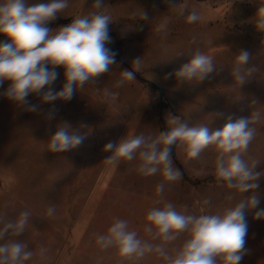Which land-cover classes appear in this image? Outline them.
<instances>
[{"label":"rangeland","instance_id":"1","mask_svg":"<svg viewBox=\"0 0 264 264\" xmlns=\"http://www.w3.org/2000/svg\"><path fill=\"white\" fill-rule=\"evenodd\" d=\"M28 4L48 0H27ZM264 0H69V7L47 27L56 30L77 16L102 11L112 19L108 23L110 42L116 64L78 91L68 101L42 103L37 94L27 100L38 105L27 111L2 93L0 87V215L15 218L21 211L31 212L30 224L18 239L38 253L48 247L47 259L38 255L26 264H166L156 254L141 260H125L113 249L101 250L95 243L116 218L127 220L129 228L150 241L144 231L149 209L161 207L156 186L162 176L145 177L136 171L138 159L121 161L112 168L103 161L111 152L103 151L109 143L126 135H155L167 130L169 116L189 119L191 124L207 123L219 128L227 116L249 117L259 111L261 119L252 125L256 136L245 159L259 161L254 171L264 172V33L258 32L251 18ZM187 4L202 19L187 24L177 16L173 4ZM142 13L147 19H141ZM167 22V34L157 33L160 23ZM6 37L0 34V42ZM196 50L214 58L215 71L202 82L178 83L174 73L188 62ZM250 54L245 70L254 68L246 82L234 87L231 74L235 56ZM136 80L115 87L120 71L133 69ZM51 68V66H49ZM51 86L60 91L65 82L63 66ZM115 93L105 97V91ZM255 102V103H254ZM51 114V118L49 117ZM164 120V124H162ZM60 123L89 132L83 144L64 153L47 150L48 139ZM175 167L183 173L177 182L166 183L163 201L173 203L179 211L215 214L234 205L240 194L218 184L215 177L216 152L206 149L199 158L190 159L181 147H175ZM260 203L246 211L248 224L245 255L239 264H264V219H254L264 208V175L258 181ZM251 193H245L250 195ZM234 195L233 200L226 197ZM208 200L205 205L203 202ZM49 206L55 215L47 216ZM185 239L183 235L167 245L171 252ZM5 241H0L3 243ZM157 243L158 241H151Z\"/></svg>","mask_w":264,"mask_h":264},{"label":"clouds","instance_id":"2","mask_svg":"<svg viewBox=\"0 0 264 264\" xmlns=\"http://www.w3.org/2000/svg\"><path fill=\"white\" fill-rule=\"evenodd\" d=\"M69 7V0H48L45 3L28 4L27 0H0V34L6 37L0 42V87L8 81L2 95L17 105L26 106L27 111H37L39 106L31 104L27 97L37 94L42 103L57 100L68 101L74 93L94 78L109 73L116 64L115 55L106 46L111 38L108 23L112 19L102 11L92 12L73 18L72 22L52 30L48 22L57 18L58 13ZM96 9L102 8V0H95ZM177 16L187 24L202 19L195 9L189 11L187 4L176 3ZM141 19H147L142 13ZM255 29L264 33V2L251 18ZM157 33L167 34V22L160 23ZM250 60L247 51L235 56L231 74L234 87H240L252 75L254 68L245 70ZM136 70L120 71L115 87L136 80L135 72L140 59L134 64ZM51 66V68L49 67ZM57 66L64 68V84L60 91L51 86L58 77ZM214 58L196 50L188 62L174 73L178 83L202 82L215 71ZM115 93L105 91V97L114 98ZM255 103V102H254ZM51 118V114L49 117ZM261 119L259 111L247 118H233L229 115L219 128L213 129L207 123L191 124L189 119L169 116L167 130L155 135H126L118 142L107 143L103 151L111 152L104 163L112 168L121 161L137 160L136 171L145 176L159 173L162 180L156 186V194L161 197L154 201L161 207H153L145 216L144 231L150 241L139 237L138 232L129 228V222L116 218L106 233L99 234L95 243L101 250L113 249L125 260H141L149 254H156L166 264H239L245 255L248 230L246 211L257 209L260 203L259 179L264 172L254 171L259 161L245 159L248 148L256 136L252 126ZM80 125L60 123L50 136L47 150L51 153H64L83 144L89 132ZM181 147L190 159H197L209 148L216 152L215 177L223 187L240 194L241 198L232 206L215 214H194L179 211L171 202L163 201L166 183L177 182L183 178L182 171L175 167L172 149ZM245 193H251L245 195ZM233 200L234 195L226 197ZM205 205L208 200L203 202ZM31 212L21 211L15 218L0 215V264H26L34 255L47 259L48 247H41L38 253L29 250L28 245L18 239L30 224ZM46 215H55V207L49 206ZM254 219H264V208H259ZM183 235L185 239L173 251L167 245ZM151 241H158L153 243Z\"/></svg>","mask_w":264,"mask_h":264},{"label":"trees","instance_id":"3","mask_svg":"<svg viewBox=\"0 0 264 264\" xmlns=\"http://www.w3.org/2000/svg\"><path fill=\"white\" fill-rule=\"evenodd\" d=\"M162 124H164V120H162ZM162 130H166V129L162 126ZM172 156H173V160L176 162V164L179 165L180 169L183 171V167L176 160L175 147L172 149Z\"/></svg>","mask_w":264,"mask_h":264}]
</instances>
